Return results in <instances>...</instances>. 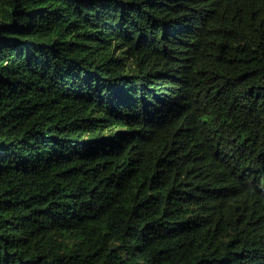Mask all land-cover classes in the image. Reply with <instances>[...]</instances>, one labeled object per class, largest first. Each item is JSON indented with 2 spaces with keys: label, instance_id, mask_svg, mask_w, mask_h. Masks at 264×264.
<instances>
[{
  "label": "trees",
  "instance_id": "1",
  "mask_svg": "<svg viewBox=\"0 0 264 264\" xmlns=\"http://www.w3.org/2000/svg\"><path fill=\"white\" fill-rule=\"evenodd\" d=\"M0 264H264V0H0Z\"/></svg>",
  "mask_w": 264,
  "mask_h": 264
}]
</instances>
